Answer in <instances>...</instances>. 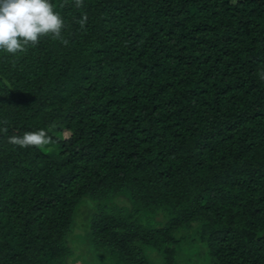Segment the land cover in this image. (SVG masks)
<instances>
[{
	"label": "trees",
	"instance_id": "obj_1",
	"mask_svg": "<svg viewBox=\"0 0 264 264\" xmlns=\"http://www.w3.org/2000/svg\"><path fill=\"white\" fill-rule=\"evenodd\" d=\"M51 2L66 45L0 51V264H264V0Z\"/></svg>",
	"mask_w": 264,
	"mask_h": 264
},
{
	"label": "clouds",
	"instance_id": "obj_2",
	"mask_svg": "<svg viewBox=\"0 0 264 264\" xmlns=\"http://www.w3.org/2000/svg\"><path fill=\"white\" fill-rule=\"evenodd\" d=\"M68 4L63 0L60 7ZM77 8L83 6V0H74ZM55 5L51 0H0V51L11 56L25 53L30 47H35L44 37L60 40L65 45L62 32L67 27L59 11H55ZM87 22V15L83 14L78 21L81 28ZM264 79V73L261 74ZM7 124V121H3ZM8 128H0V133H7ZM8 142L28 148L31 146H46L52 143V138L41 129L25 132L22 136L12 135Z\"/></svg>",
	"mask_w": 264,
	"mask_h": 264
},
{
	"label": "rangeland",
	"instance_id": "obj_3",
	"mask_svg": "<svg viewBox=\"0 0 264 264\" xmlns=\"http://www.w3.org/2000/svg\"><path fill=\"white\" fill-rule=\"evenodd\" d=\"M48 130L54 135L58 134L62 137L67 135L65 130L58 126L50 127ZM150 258H152L151 254ZM103 262L105 261H103L91 248L79 245L74 246L70 252L64 256L62 264H104Z\"/></svg>",
	"mask_w": 264,
	"mask_h": 264
}]
</instances>
